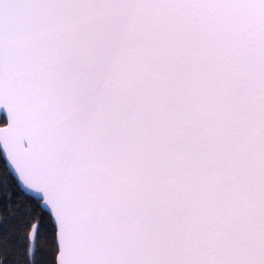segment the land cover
Returning <instances> with one entry per match:
<instances>
[{"label": "snow or ice", "instance_id": "obj_1", "mask_svg": "<svg viewBox=\"0 0 264 264\" xmlns=\"http://www.w3.org/2000/svg\"><path fill=\"white\" fill-rule=\"evenodd\" d=\"M0 159V264H264V0H0Z\"/></svg>", "mask_w": 264, "mask_h": 264}, {"label": "trees", "instance_id": "obj_2", "mask_svg": "<svg viewBox=\"0 0 264 264\" xmlns=\"http://www.w3.org/2000/svg\"><path fill=\"white\" fill-rule=\"evenodd\" d=\"M2 163H3V160L0 159V165H2ZM8 204H9V201H8L7 199H5V198H3V197H0V209H3L4 206H5V205H8ZM9 251H10V252L13 251L12 248H11V246L9 247ZM0 259H3V257H0ZM18 259H20V257L16 256L14 253H13L12 255H9V256H8V260H9L10 264H11V262H12L13 260H18Z\"/></svg>", "mask_w": 264, "mask_h": 264}]
</instances>
